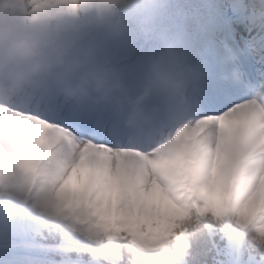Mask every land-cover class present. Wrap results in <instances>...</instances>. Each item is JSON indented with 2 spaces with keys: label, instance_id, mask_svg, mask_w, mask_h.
<instances>
[{
  "label": "snow or ice",
  "instance_id": "1",
  "mask_svg": "<svg viewBox=\"0 0 264 264\" xmlns=\"http://www.w3.org/2000/svg\"><path fill=\"white\" fill-rule=\"evenodd\" d=\"M46 2L29 0L37 10ZM57 2L75 14L98 0ZM165 7L152 0L134 22L126 18L80 38L132 84L161 41L175 42L208 73L195 87V118L133 140L102 106L0 108V179L22 176L30 196L57 215H74L97 244L131 239L141 248L163 249L174 243L160 264H264V255L231 228L209 225L181 238L189 223L213 216L253 228L264 240V103L254 99L264 97V0L204 5L207 13L196 6L178 26L158 22ZM240 23L254 34L252 41L237 38ZM83 168L97 174L94 189L65 190L72 173ZM40 179L43 197L34 195ZM109 191L105 202L102 194ZM104 260L130 264L116 243Z\"/></svg>",
  "mask_w": 264,
  "mask_h": 264
},
{
  "label": "clouds",
  "instance_id": "2",
  "mask_svg": "<svg viewBox=\"0 0 264 264\" xmlns=\"http://www.w3.org/2000/svg\"><path fill=\"white\" fill-rule=\"evenodd\" d=\"M151 2L98 0L89 8L95 10L97 28L112 29L127 18L120 15L122 10L139 14ZM74 19L73 12L57 0H47L38 10L29 0H0V108L28 112L52 102L75 108L102 106L114 112L118 125L133 140L152 137L168 124L184 126L195 118V87L208 73L186 58L175 42L161 41L146 59L140 79L132 84L118 66L99 56L94 45L81 40ZM254 99L264 103V97ZM45 187L44 180H38L34 195H46ZM209 225L235 230L264 255V240L254 229H243L230 218L193 221L181 238L203 232ZM112 243L120 245L130 264H160L174 247L173 243L163 249L141 248L131 239L91 241L92 250L100 252L92 260L107 264L104 257Z\"/></svg>",
  "mask_w": 264,
  "mask_h": 264
},
{
  "label": "rangeland",
  "instance_id": "3",
  "mask_svg": "<svg viewBox=\"0 0 264 264\" xmlns=\"http://www.w3.org/2000/svg\"><path fill=\"white\" fill-rule=\"evenodd\" d=\"M216 3L227 4L230 6L231 0H229V1H227V0H216ZM81 13L78 11V14H77V12H76L79 21L84 20L89 16V14H83V13L81 14ZM91 19L95 21V13H93L91 15ZM238 28L239 29L243 28L244 29L243 32H246V34L250 33L248 27H244V26L239 25ZM9 213L10 212L8 210H4V211L0 212V238L5 234L16 233L18 231V226H19L18 220L16 217H12Z\"/></svg>",
  "mask_w": 264,
  "mask_h": 264
}]
</instances>
